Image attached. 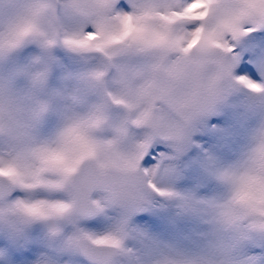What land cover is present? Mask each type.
Wrapping results in <instances>:
<instances>
[{
    "label": "clouds",
    "instance_id": "clouds-1",
    "mask_svg": "<svg viewBox=\"0 0 264 264\" xmlns=\"http://www.w3.org/2000/svg\"><path fill=\"white\" fill-rule=\"evenodd\" d=\"M120 0H0V46L7 48L8 37L16 28L27 24L43 33V37L29 34L11 51L25 43H38L43 49L64 48L84 58L97 61L71 77L73 85L56 92L51 98L42 95L46 72L30 74V86L17 88L10 76L0 77V167L9 166L21 171L41 167L36 157L39 149L65 150L70 129L79 127L89 143L95 146V154L84 159L72 177V188L86 202L99 203L100 213L119 210L121 219L111 232L123 225L121 247L94 248L99 264H138L136 251L128 246L131 238L129 220L131 213L141 209L157 193L154 184L175 195L177 207L185 213L209 211L206 202L194 195L173 191L162 182L169 168L170 158L164 157L155 168L146 169L144 159L154 145L168 143L179 152L191 140L196 126L207 116L226 106L238 92H246L253 99L264 100V92H252L235 79L234 53L214 46L206 31L196 47L182 53L175 46V37L182 34L180 23H169L157 13L168 11L166 5L174 0H130L133 15L149 13L141 21L147 28V36L157 34L158 43L134 42L128 39L113 44L104 51L95 48L79 50L64 43L67 36H79L88 28L100 33L102 43L109 35L119 34L118 16ZM242 4L243 0H232ZM254 18V17H252ZM224 19L222 12L214 13L206 21L207 28H215ZM250 17L242 18L245 27ZM221 32L212 39H227ZM55 42L45 46L42 41ZM246 39V38H245ZM10 51V52H11ZM10 52H6L7 55ZM43 72L42 79L37 74ZM96 73H102L100 79ZM93 98L95 100L93 101ZM69 102L63 111L62 123L54 139H43L39 129L46 117L55 110L54 100ZM122 103H116L115 100ZM118 116V118H117ZM142 120V123L137 121ZM98 121V122H97ZM264 126L257 131L245 158L237 165L214 169L216 178L229 186L230 193L224 204L232 200L234 185L221 179V174H242L248 170L249 154L259 145ZM253 175L264 176V168L252 166ZM47 176L53 173H45ZM8 177H0V186L9 187ZM11 196L9 197V199ZM233 210L256 227L248 233L253 238L264 234L259 230L264 216L253 215L246 206L234 205ZM214 223V222H213ZM219 242L216 254L207 260H193L177 255L157 258L153 264H240L243 248L248 243L233 229L214 223Z\"/></svg>",
    "mask_w": 264,
    "mask_h": 264
},
{
    "label": "rangeland",
    "instance_id": "rangeland-1",
    "mask_svg": "<svg viewBox=\"0 0 264 264\" xmlns=\"http://www.w3.org/2000/svg\"><path fill=\"white\" fill-rule=\"evenodd\" d=\"M120 2L125 5L121 10L131 11L130 0ZM239 48L237 55L247 57L249 67L264 66V42L245 39ZM96 62L95 58H84L64 48L45 50L38 43L31 42L0 56V77L10 76L15 87L27 88L31 73L46 72L42 95L51 98L56 92L70 88L73 85L71 77ZM68 104L67 101L54 100L55 110L39 129L41 138H55ZM261 126H264V100L238 92L226 106L196 126L191 140L179 152L168 143L154 145L143 161L144 167L155 168L167 156L171 170L165 172L163 183L175 192L194 195L202 201L223 202L228 198L230 189L216 178L214 169L239 164L250 150ZM16 198L13 194L10 199ZM61 198L66 201L71 199L68 193H62ZM120 219L119 210H110L90 219L81 218L76 224L61 220L58 222L60 231L55 235L49 221H44L45 226H49L46 232L38 228L39 220L23 225L19 232H13L0 223V264H38L40 258L36 251L40 242H45L47 247L40 250L43 251L40 257L44 254L53 257L48 264H55L54 259L56 264H91L80 256L77 249L68 246L69 238L78 229L93 234L111 232ZM129 226L132 236L128 246L136 251L138 264H153L165 255L193 260L211 259L219 242L218 229L212 222L210 211L185 213L177 207L175 199L159 194L131 213ZM254 240L256 242H248L243 248V255L264 258V244L260 243L264 241V234H257Z\"/></svg>",
    "mask_w": 264,
    "mask_h": 264
},
{
    "label": "snow or ice",
    "instance_id": "snow-or-ice-1",
    "mask_svg": "<svg viewBox=\"0 0 264 264\" xmlns=\"http://www.w3.org/2000/svg\"><path fill=\"white\" fill-rule=\"evenodd\" d=\"M118 7L122 9L125 5L119 2ZM166 7L168 11L159 12L157 15L169 23H180L182 34L176 36L174 41L179 51L188 53L197 46L208 31L214 46L223 48L228 53H234L233 70L237 82L252 92H264V66L249 67L248 58L237 55L239 46L245 38L249 42H264V0H243L242 4H235L232 0H174ZM217 12H222L224 19L217 27L207 28L206 21ZM149 15L151 14L133 15L125 10L117 17L121 26L119 34L109 35L102 43L97 44L94 42L100 39V33L93 28H88L82 35L67 36L64 43L74 49L95 48L97 51H104L113 44L122 43L128 39L143 43L161 42L157 34L149 38L146 26L141 23ZM246 16L250 17L247 27L242 23V18ZM221 32L226 33L228 38L212 39ZM29 34L37 37L44 35L35 30L31 24L16 28L8 37L7 48L0 46V56L16 48ZM42 42L45 46H50L55 41L47 39ZM95 75L97 79H100L103 74ZM43 76L44 73L40 72L37 74V79L40 80ZM115 102L123 101L116 99ZM142 122V120L137 121V123ZM65 144L74 146L70 153L65 150L39 149L36 152V157L42 165L39 168L21 171L11 166L0 167V177H8L10 181L7 189L0 186V223L7 225L13 232H19L23 225L34 220L49 221L52 234L55 235L60 231L59 221L66 220L76 224L81 218L94 216L104 210L99 203L86 202L79 192L73 191L71 184L72 177L81 162L95 154V146L89 143L79 127L69 130ZM246 163L249 165L248 170L242 174L228 172L221 174V179L230 181L234 185L235 193L232 200L224 204L208 201L206 208L212 214V222L239 232L241 239L256 242L252 236L248 235L256 227L255 223L247 222V218L238 215L233 210V206H246L251 209L253 215L264 216V176L252 174V166L259 165L260 168H264V132L261 133L258 147L249 154ZM45 173H53V175L47 176ZM151 187L162 197L175 195L154 184ZM62 193H68L71 199L67 201L62 199ZM13 194L17 198L9 199ZM123 230L121 225L114 234L97 236L78 229L67 243L69 247L87 256L92 264H99L95 250L90 245L118 249L122 244ZM259 230L264 232V224H260ZM260 243L264 244V241ZM240 264H264V258L258 259L254 255H245Z\"/></svg>",
    "mask_w": 264,
    "mask_h": 264
},
{
    "label": "bare ground",
    "instance_id": "bare-ground-1",
    "mask_svg": "<svg viewBox=\"0 0 264 264\" xmlns=\"http://www.w3.org/2000/svg\"><path fill=\"white\" fill-rule=\"evenodd\" d=\"M46 227H49V226H45L44 220H39L38 228L41 229L42 231L46 232V230L48 229ZM34 229H36V225H35ZM39 229L37 231H39ZM43 247H46V243L45 242H40L39 243V248H38L39 250L37 249V251H36V255L40 258V260L38 261V264H48L53 259V257L47 256L45 254L40 257V254L43 253V251H40V250H42ZM46 249H47V247H46ZM34 256H35V254H34ZM54 262L56 264V262H57L56 259H54Z\"/></svg>",
    "mask_w": 264,
    "mask_h": 264
},
{
    "label": "water",
    "instance_id": "water-1",
    "mask_svg": "<svg viewBox=\"0 0 264 264\" xmlns=\"http://www.w3.org/2000/svg\"><path fill=\"white\" fill-rule=\"evenodd\" d=\"M95 216V215H94ZM90 217H93V216H90ZM90 217H86V218H89L90 219ZM78 252H79V254H80V256L81 257H83L84 259H86L88 262H90L91 264H92V261L87 257V256H85L82 252H80L79 250H78Z\"/></svg>",
    "mask_w": 264,
    "mask_h": 264
}]
</instances>
